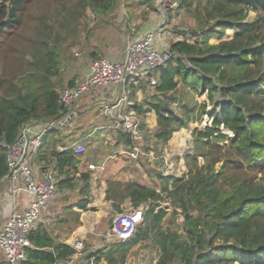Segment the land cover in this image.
Returning a JSON list of instances; mask_svg holds the SVG:
<instances>
[{"label": "trees", "instance_id": "1", "mask_svg": "<svg viewBox=\"0 0 264 264\" xmlns=\"http://www.w3.org/2000/svg\"><path fill=\"white\" fill-rule=\"evenodd\" d=\"M115 1L0 0V184L7 175V145L21 127L66 113L56 81L63 44L72 39L87 9L106 14ZM179 8L194 26L176 28L177 33L193 41L168 45L175 56L152 72L157 82L151 93L146 84L138 85L146 97L135 108L141 116L155 112L156 126L152 134L145 130V136L161 145L200 115L207 114L210 123L191 131L187 174H158L159 189L135 181H106L105 200L113 206L126 199L133 208L142 205V221L129 237L90 250L86 257L123 264L134 246L151 240L160 252L155 264H264V0H179ZM251 11L255 16L249 20ZM212 38L218 41L211 43ZM181 85L205 94L212 108L206 112L204 102L197 114L196 103L186 100L188 90L177 95ZM171 102L179 104V113ZM61 131L52 127L45 132L33 162L40 174L54 166L59 194L79 191V199L64 206L71 218L57 221L79 225L93 198L91 174L79 171V156L72 149L58 151L57 145L75 140L66 144ZM114 138L116 145L133 144L128 133ZM163 202L172 209L171 216H182L180 230L163 226L168 215ZM27 237L30 246L17 264H59L75 254L44 222L36 223ZM81 259L77 264H85V257Z\"/></svg>", "mask_w": 264, "mask_h": 264}, {"label": "rangeland", "instance_id": "2", "mask_svg": "<svg viewBox=\"0 0 264 264\" xmlns=\"http://www.w3.org/2000/svg\"><path fill=\"white\" fill-rule=\"evenodd\" d=\"M142 1V2H140ZM255 16V12L251 11L247 19H251ZM246 19V20H247ZM194 26V22L185 12L183 8H179V0H175V4L172 7L164 9L161 6L160 0H116L113 9L106 14H96L90 9H87L85 17L79 22L78 26L75 28V34L71 37L66 44L62 46V52L60 56V68L59 75L56 78V81L59 82L60 87L59 91L61 92L64 88L68 86L69 81H77L83 78L84 74L87 72L89 63L97 58H109L111 60H119L124 56L128 43L132 41L136 36L147 32L155 31L157 32V43L158 47L170 45L171 42L186 40L189 42L193 41V38L190 36L178 35L177 29L182 30ZM233 33V30H227V35L230 37ZM217 38H212L211 43H216ZM100 89V88H99ZM148 94L153 91V88L148 87ZM188 89L184 86H180L177 95H180L181 92H186ZM93 92H98V89H93ZM146 91L140 89V99L143 100L146 96ZM187 101L188 104L196 103L197 114H199V104L206 103V112L209 111L212 106L208 104L207 96L205 94L199 95L192 90L187 92ZM172 101V100H171ZM172 103V102H171ZM74 108L76 112V117L72 120L74 121L73 126L75 129L71 132V136L68 135V129L71 125L62 127V134L64 136L65 142L71 143L70 141L80 132V128H85L91 132L97 126L103 125L105 118L101 115V104L94 103L89 94H86L81 99L75 102ZM146 106V105H145ZM173 109L179 113L180 106L175 102L174 106H171ZM201 119L192 121L188 124L187 127L182 129L178 134V143L175 146L167 149V164L168 167H165V163L159 166L155 163V157L159 156L162 153V150L165 149L161 144H157L152 140H149L151 147L146 149L145 155H141L138 159L129 158L125 154H120L113 159V164H115L116 178H111L107 176V172L101 174L100 178L104 179L105 183L108 180H118L121 182L135 181L142 182L144 185L156 187L159 189V181L157 175H174L180 177L187 174L188 169L190 168L187 164L186 156L188 153L192 154L193 144H192V135L191 131L194 127L202 128L206 124L210 123V119L207 114L200 115ZM141 120L144 122V125L147 129V133H153L154 127L153 119L149 118L146 114L142 116ZM71 121V122H72ZM79 128V129H76ZM227 135H231L229 131H225ZM106 133L108 136L107 139L104 138L103 134ZM95 136L93 139V136ZM93 136H90L85 140V152L91 151V147L95 145L97 148H100L103 145V153H110L112 150L120 149V145L114 144V134L107 130H97ZM173 136V135H172ZM144 139L139 140V143H143ZM106 145H105V142ZM60 145H57V148ZM103 159V158H102ZM98 161V160H97ZM96 161V162H97ZM203 158L201 156L197 157V163L202 164ZM119 163V164H116ZM193 162H190L191 166ZM220 163L216 164L218 167ZM100 174V173H99ZM98 178V177H97ZM96 180H91V192L92 185ZM97 190V189H96ZM97 192V191H96ZM80 197L78 190L67 191L64 194H59L56 191L54 198L44 209L40 222H44L49 225L54 232L57 233L61 238L71 240L69 243L80 240L83 242L86 247L87 241L84 238H80V235H76L71 238L73 230L78 228L82 224H75L71 220L70 222L59 224L57 221L62 217L71 218V215L64 211V206L69 203H74ZM92 202H94V194L92 192ZM91 202V203H92ZM107 208L106 214L103 217L101 223L102 229L96 233L98 239L104 240L108 239L109 241L112 238H108L106 235L111 228L112 222L116 215L122 213L129 206L131 207L129 200H124L118 206H113L111 202H106ZM161 206L167 208V216L163 222V226L169 227L173 230L181 229L182 216L180 214L171 216L172 209L170 208L167 202L161 203ZM121 209L122 212L118 211ZM114 212H113V211ZM113 212V213H112ZM87 217L84 218V224L89 225L90 221L93 220L94 212H88ZM81 220V214H80ZM2 211H0V229L3 224ZM106 224V228H104ZM88 236V233H86ZM103 237V239H102ZM118 239V238H113ZM92 247V246H90ZM86 249L94 250L97 248H87ZM159 251L157 248H154L152 241L146 240L138 245L134 246L131 254L127 257L124 264H155L159 257ZM236 264H239L238 262Z\"/></svg>", "mask_w": 264, "mask_h": 264}, {"label": "built area", "instance_id": "3", "mask_svg": "<svg viewBox=\"0 0 264 264\" xmlns=\"http://www.w3.org/2000/svg\"><path fill=\"white\" fill-rule=\"evenodd\" d=\"M161 6L166 9L175 4V0H160ZM157 32L147 31L136 36L128 43L122 59L97 58L89 63L83 78L77 80L73 86L66 87L60 92V104L66 108V113L57 120L39 122L31 121L24 124L17 139L7 145V175L6 198L12 199L17 193H24L28 197L27 205L20 210H12L3 221L0 229V264H17L25 258V248L30 246L27 234L41 219L42 213L56 193L54 166L43 173H38L34 167V155L41 146L42 138L52 127H65L76 117L73 109L75 102L93 89L106 88L114 92L112 99L100 101L101 115L106 119L103 125L97 126L86 137L77 138L66 146H59L58 151L72 149L76 155L85 151L84 141L93 136L97 130H107L113 134L128 133L133 144L125 146L120 143V149L112 150L110 157L125 154L129 158L138 159L145 155V146L151 147L147 138L143 143L146 127H142V116L137 113L135 106L142 100L132 92L134 87L146 84L152 87L156 84V77L152 72L165 65L175 54L169 47H158ZM188 66H190L187 63ZM175 103H171L174 106ZM97 136V135H94ZM139 141V142H138ZM167 164V150L163 149L159 156L154 158ZM91 174V180H96L105 164L89 162L86 164ZM143 206L128 207L116 215L111 228L106 234L108 238L125 239L132 234L134 227L142 221ZM75 253L83 254L85 264H106L103 260L97 261L94 256L86 257L90 250L83 242L75 240L69 243Z\"/></svg>", "mask_w": 264, "mask_h": 264}, {"label": "crops", "instance_id": "4", "mask_svg": "<svg viewBox=\"0 0 264 264\" xmlns=\"http://www.w3.org/2000/svg\"><path fill=\"white\" fill-rule=\"evenodd\" d=\"M98 90H99L98 92L91 91V93H89V97L94 103H99L100 101L110 100L114 96V92L111 89L100 88ZM132 92L133 93L135 92L137 94V96L140 98V96H139L140 89L134 87L132 89ZM147 115L149 116L150 119L151 118L153 119V125H150V127L151 126L155 127L156 126V114H155V112L151 111V112L147 113ZM74 124H75L74 121L67 124V125H71L68 129V132H73V130L75 129L73 127V126H75ZM76 129H79V128L76 127ZM182 129H184V128H181L180 130L174 132L172 138L168 141V143L165 145H162V146H164V148L166 150L167 149L169 150L171 147L175 146V144H179L178 143V135H176V134H178ZM88 134H89V130H87V128H85V124H83V128H80V132L75 136V140L77 138H80V137H86ZM103 135H104L105 139L108 138V136L105 137L106 133H104ZM94 137L95 136H93V139H95ZM88 138H86V139H88ZM104 142L106 145L107 141L105 140ZM84 145H85V143H84ZM102 148H103V145H101L100 148H97L96 142H95V145H93L90 148L91 151H87V152L84 151L82 154L78 155L79 156V164H78L79 171H88L86 164L89 162H96L98 160L97 162L101 161L105 164V168H104L103 172L102 171L101 172L102 173L107 172V176H109L111 178H116L117 177L116 176V172H117L116 170H118V169L115 170L116 167H114V166H116V165L113 164V162H111V161H113V159L115 157L117 158L118 155H116L115 157H110L111 152L110 153H107V152L103 153ZM155 163L158 166H159V164L160 165L162 164L158 160H155ZM116 164H119V163H116ZM101 172H99L100 174H98V178L96 179V182L94 183V185H92V192L94 194V202L89 204L88 210L81 212L82 224L80 226H78V228L73 230V232L71 234V238L75 237L76 235H80V238H84L87 241L86 242L87 248L99 249V248L104 247L106 244H108L110 241L113 240V238L110 241L108 239L104 240L102 237V239L104 240V243H102L101 242L102 240L98 239V235H96V233H98L102 229L101 224H103V223H101V221H102L103 217L105 216V214L107 213L106 210H104L107 208V205L105 203L110 202V201L105 200L106 183H105L104 179L106 180L107 177L104 176V178L103 177L100 178V176L102 174ZM138 183L144 184L142 182H138ZM6 188H7L6 182L3 181L0 184V211H2V216H3L4 220L7 218L8 214L12 210H20V209L25 208L27 205V201H28V197L24 193H17V195L14 197V201L12 199L6 198V196H5L6 191H7ZM88 212H94L95 213V215H93V220L95 219V221H90L89 225L86 226V224H84V218L87 217L86 214H88ZM120 212H122V211H120ZM104 228H106V224H105ZM86 233H88V236ZM62 239L66 243H69V241H71L68 239L66 240L64 238H62ZM149 241H151V240H149ZM90 246H92V247H90ZM153 246H154V248H157L154 244H153ZM132 249L129 251L127 257L131 254ZM82 257H83V254L75 253L68 262L59 263V264H77L78 262L83 261L81 259ZM127 257H126V259H127ZM1 259H2V253L0 251V261H1ZM126 259H125V262H126ZM103 262L106 263L104 260H103Z\"/></svg>", "mask_w": 264, "mask_h": 264}]
</instances>
